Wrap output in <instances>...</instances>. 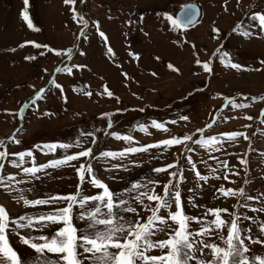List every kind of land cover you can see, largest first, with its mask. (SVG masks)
Wrapping results in <instances>:
<instances>
[{
    "label": "rangeland",
    "instance_id": "374dc122",
    "mask_svg": "<svg viewBox=\"0 0 264 264\" xmlns=\"http://www.w3.org/2000/svg\"><path fill=\"white\" fill-rule=\"evenodd\" d=\"M189 3H197L202 8V19L190 28L174 30L162 13L176 16L181 6ZM73 7L88 20L86 28L73 19ZM22 11H27L32 28L23 19ZM253 11H264V0H76L74 5L66 4L64 0H28L27 5L24 0H0V139L5 140L9 153L32 149L35 162L41 164L89 146L97 156L99 151H118L130 146L129 142L109 135L112 131L132 135L135 146L150 144L169 135L191 133L208 123L212 124L210 129H205L208 135L241 131L249 139L225 140L222 146H217L218 151L189 145L195 147V151L184 155H191L197 169L209 176L207 182L200 181L201 188L195 189V201L197 205L227 207L230 211L264 219V213L251 210L261 207L260 200L249 202L250 208L233 209L237 202L235 197L225 199L214 193L221 184L233 188L244 186L251 195L264 193V112L261 111L264 101L252 99L264 96V65L260 64L264 60V35L258 33V27H253L259 23L251 20ZM129 20L132 23H128ZM95 22L106 34L107 43L96 31ZM237 25L239 28L233 31ZM213 27L220 32L213 33ZM81 28L87 38L80 36ZM245 31L255 34L244 35ZM25 41L47 44L54 49L72 48V59L69 60L67 55L57 56L44 48L38 49ZM21 44L24 46L20 47ZM109 46L114 55L106 54ZM217 48L221 51L213 56ZM224 52L242 68H232L222 62L220 57ZM133 53L138 54V58ZM26 56L35 59L26 60ZM197 56L201 61L211 57V73L195 63ZM169 63L179 71L169 69ZM65 64L86 67L73 69L72 75L55 71ZM53 79L63 91L49 83ZM104 85L114 93L113 97L100 95ZM41 87L45 92L41 97H35ZM86 91L93 94L87 96ZM115 97H119V101ZM226 97L247 107L233 108ZM117 108L122 111L116 112ZM105 112L112 115L102 116ZM178 115H187L189 121L171 124ZM248 116L253 119L248 120ZM213 117H216L215 121ZM109 119L113 121L110 129L107 127ZM152 120L168 122L170 132L153 128ZM139 124L148 125V131H140ZM82 132H95L96 144H91V137L81 136ZM10 134L21 143L7 140ZM78 137L79 146L74 144ZM57 141L74 146L67 150L57 148L55 152L34 147ZM181 148L151 149L146 153L130 154L123 160L98 158L92 164L97 176L114 190L128 186L137 178L152 177L166 182L169 178L166 173L157 174L152 169L176 159ZM237 157L246 160L247 164L242 165ZM11 159L16 158L9 156L8 160ZM25 159L24 166H31V158ZM87 159L80 158L59 167L49 166L37 173L39 179L0 187V204L5 205L13 218L62 206L33 208L22 201L17 203V198L20 195L30 199L43 198L74 192L79 180L72 165L79 167ZM179 159L186 177L181 185L186 203L188 195L192 194L188 189L194 188L196 180L184 157ZM132 160L137 164H132ZM225 160L228 167H222L220 163ZM4 163L5 168L0 174L11 173L18 180L28 179L19 169L7 161ZM112 164H123L127 171L112 169ZM213 169L215 172L210 175ZM232 171L240 175H232ZM222 174H227L229 179H217ZM245 180L248 181L246 185ZM82 187L86 194L96 191L87 184ZM156 190L162 189L157 186ZM214 194L219 198L213 199ZM240 203L242 205L243 200ZM185 212L200 215L203 209L186 205ZM223 215L230 220L227 214ZM193 227L197 225L193 223ZM242 227H251L253 238L259 234L258 227L251 221L243 220ZM32 234L40 233L33 231ZM10 242L22 256L32 252L14 235ZM245 243L251 253H264V246L247 240ZM152 254H159V250H153ZM48 255L54 257V254Z\"/></svg>",
    "mask_w": 264,
    "mask_h": 264
},
{
    "label": "snow or ice",
    "instance_id": "6c2138e0",
    "mask_svg": "<svg viewBox=\"0 0 264 264\" xmlns=\"http://www.w3.org/2000/svg\"><path fill=\"white\" fill-rule=\"evenodd\" d=\"M24 3L27 5L28 0H24ZM64 3L74 5L76 0H64ZM72 12L73 19L78 20L86 28L88 20L74 7ZM21 14L23 19L27 21L28 27L32 28L33 25L27 11H22ZM162 15L174 30L187 29L198 23L199 9L195 4H185L181 6L180 15L173 16L168 12H164ZM251 20L259 22L258 26L254 24L253 27H258V33L264 35V11H253ZM128 23H132V21L129 20ZM95 24L99 36L107 43L106 34L99 29L98 22ZM84 28L80 29V36L87 38ZM238 28L239 25L233 28V31ZM212 32L218 34L220 29L213 27ZM254 34L244 32V35ZM24 43L33 44L38 49H47L60 57L67 55L69 60L72 59V48L54 49L47 44L41 45L34 41H25ZM23 46V44L20 45V47ZM220 51L221 49L217 48L212 55L216 56ZM40 54L43 55V52ZM106 54L114 55L110 46L107 47ZM132 55L138 58V54L133 53ZM25 59H35V57L26 56ZM220 59L232 68H242L241 64L234 63L228 58L227 52H224ZM195 63L202 65L205 72L211 73V57L208 61H201L197 56ZM260 64L264 65V60H261ZM84 67L86 66L80 64H72L71 66L65 64L63 67L56 68L55 71L67 72L72 75L73 69ZM168 67L179 71L171 63L168 64ZM124 75L127 77V73ZM152 75L156 74L152 73ZM49 83L55 84L56 88L63 91L62 86L56 83L55 79L50 80ZM44 92L45 88L41 87L34 95L41 97ZM84 94L91 96L93 93L86 91ZM100 95L113 97L114 93L108 89L107 85H104ZM115 98L119 101V97ZM64 99L66 100L67 97ZM225 99L233 108L247 107L245 104L237 103L231 97ZM252 99L264 101V96H254ZM19 111L22 113L23 107ZM115 111L120 112L122 109L117 108ZM261 111L264 112V109ZM101 115L110 117L112 113L105 112ZM224 118L228 119L229 117ZM215 119L216 117H213L214 121ZM247 119L252 120L253 117L248 116ZM178 121L188 122L189 117L178 115L177 119L170 121V123L175 125ZM112 123L111 119L107 120L109 129L112 128ZM167 123L152 120L151 126L168 133L170 129ZM137 127L142 132L148 131V125L139 124ZM211 127L212 124L208 123L203 127L196 128L194 132L169 135L153 143L140 146L133 144L134 137L132 135L112 131L109 135L117 140L129 142L130 146L118 151H99L98 156L94 154V149L89 146L71 154L66 152L61 158L50 159L41 164L35 162L32 149L9 153L5 140L0 139V149H2L0 150V170L5 168L4 161H7L28 178L27 180H18L14 174L9 173L6 176L0 174V187L3 188H8L12 183L19 185L32 179H39L37 173L49 166L59 167L68 165L80 158H88L86 163H80L79 167L72 165L79 180L74 192L57 193L43 198L30 199L25 195H20L17 198V203L22 201L24 205L33 208L45 205L62 206L49 207L47 211L34 212L32 215H18L13 218L5 205L0 204V264H264V253H251L249 246L245 243L247 240L252 244L264 246V238H261L264 237V219L243 215L235 210L230 211L227 207L197 205L195 201V189L201 188L200 181L207 182L209 176L203 175L197 169L191 155H184L185 152L192 153L195 151V147L189 145L218 151L217 146H222L225 140L233 141L238 137H243L245 140L249 139L241 131L221 132L218 136L206 134L205 129ZM81 136L91 137V144L97 142L95 132H82ZM6 139L16 144L21 143L11 134ZM74 144L77 146L81 144L79 137ZM74 144L57 141L35 145L34 147L41 151L55 152L57 148L70 149ZM173 146H182L177 158L152 169L157 174L166 173L169 177L166 182L152 177L137 178L131 180L128 186L114 190L97 176L92 164V161L98 158H120L123 160L130 154L146 153L151 149L163 148L167 150ZM9 156L16 159L8 160ZM180 156L184 157L187 166L194 172L196 180L194 188L188 189V192L192 194L188 195L186 203L181 187L186 177L179 159ZM26 157L31 158V166H24ZM210 158L215 159V157ZM237 159L242 165L247 164L243 158L237 157ZM131 163L137 164V161L132 160ZM220 163L222 167H228L226 160ZM111 168H124L127 171L123 164H112ZM214 172L215 169L210 175ZM232 175L239 176L240 173L232 171ZM220 178L229 179L227 174L217 177V179ZM247 183L248 181L245 180L244 184ZM85 184L90 185L96 191L86 194L82 187ZM157 186L161 187L160 192L156 190ZM20 191L23 192L24 190L21 189ZM214 193H218L219 197L225 199L235 197L237 202L232 206L233 209L237 207L250 208L249 202L260 200L261 207L259 209L253 207L251 210L264 213V193L251 195L244 186L233 188L225 187L223 184L216 187ZM219 197L214 194L213 199ZM241 200L244 202L242 205ZM186 205H190L194 209H203V212L200 215H189L185 212ZM223 214H227L230 220H226ZM243 220L251 221L253 225L258 227L259 234L255 238H253L251 227H242ZM193 223L197 227L194 228ZM33 231L40 234L33 235ZM12 235L18 237L22 245L32 250L29 253L31 259L29 256H22L13 247L10 242ZM213 236L215 239H210ZM153 250H159V254H152ZM48 254H54V257Z\"/></svg>",
    "mask_w": 264,
    "mask_h": 264
},
{
    "label": "water",
    "instance_id": "95a60500",
    "mask_svg": "<svg viewBox=\"0 0 264 264\" xmlns=\"http://www.w3.org/2000/svg\"><path fill=\"white\" fill-rule=\"evenodd\" d=\"M192 4H195V3H192ZM196 5V4H195Z\"/></svg>",
    "mask_w": 264,
    "mask_h": 264
}]
</instances>
